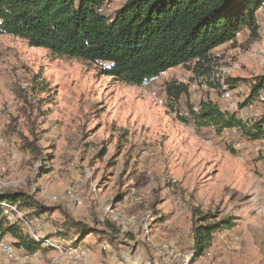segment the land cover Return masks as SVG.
Segmentation results:
<instances>
[{
  "label": "rangeland",
  "instance_id": "rangeland-1",
  "mask_svg": "<svg viewBox=\"0 0 264 264\" xmlns=\"http://www.w3.org/2000/svg\"><path fill=\"white\" fill-rule=\"evenodd\" d=\"M263 19L262 7L257 21ZM240 38L213 51L208 75L178 66L139 87L0 35V194L20 191L51 209L35 215L16 206L59 248L27 253L6 235L0 241L17 256L0 255V264H162L156 247L187 255L194 225L223 221L232 226L213 234L191 264H264V154H254L250 140L235 150L246 139L241 132L219 137L210 126L181 122L165 93L166 84L180 83L188 87L181 107L199 100L223 106L199 82L237 78L247 86L264 76V36ZM191 90L198 99L190 100ZM68 220L86 231L66 230Z\"/></svg>",
  "mask_w": 264,
  "mask_h": 264
},
{
  "label": "trees",
  "instance_id": "trees-1",
  "mask_svg": "<svg viewBox=\"0 0 264 264\" xmlns=\"http://www.w3.org/2000/svg\"><path fill=\"white\" fill-rule=\"evenodd\" d=\"M115 1L0 0V35L21 39L57 59L97 65L101 76L145 87L161 73L178 66L187 67L196 76L211 73L213 51L226 44L234 45L236 35L244 30L250 32L249 37L256 35L257 12L264 4V0H122L112 12L102 10L106 3ZM240 81L246 82L227 78L226 84L234 87ZM247 86L250 98H254L264 88V76L247 82ZM187 89L180 83L165 85L166 98L181 122L212 126L217 133L236 127L250 140L263 137L264 115L250 123L221 110L211 100L200 101L197 111L188 102L181 107ZM0 203L20 209L30 207L35 215L51 210L20 191L0 194ZM231 226L229 221L194 225L195 258L207 248L213 234ZM64 227L78 234L86 231L82 224L71 220ZM6 235L15 247L27 253L41 246L28 237L21 225L6 220L0 207V239Z\"/></svg>",
  "mask_w": 264,
  "mask_h": 264
},
{
  "label": "built area",
  "instance_id": "built-area-1",
  "mask_svg": "<svg viewBox=\"0 0 264 264\" xmlns=\"http://www.w3.org/2000/svg\"><path fill=\"white\" fill-rule=\"evenodd\" d=\"M117 2L121 3L122 0H117ZM113 6V3H106L104 6H102V10H109ZM264 8V4L262 5ZM257 29L256 34L259 36H264V19L262 22H256ZM242 33V32H241ZM241 33H238L236 35V41L239 42ZM244 33L247 36H250V32L248 30H244ZM210 83L214 85V87H209L207 82H199L200 86L199 89L201 91H208L212 90L214 93L219 97L221 100L223 106H220V109L223 111H228L230 113L234 114H242V112H248L252 114V118L248 120V122L253 123L257 119H259L261 116L264 115V109L259 110V107L264 106V88L259 90L254 98H250V88L249 86L245 85H236L234 87H230L228 84L219 81L214 80L213 78L210 79ZM188 88V87H187ZM153 96H156V94L153 92ZM199 93H196L195 91H189V97L190 100H196L199 97ZM157 99V97H155ZM159 99V98H158ZM161 101V100H160ZM159 101V102H160ZM202 100H199V102ZM158 102V103H159ZM162 102V101H161ZM160 102V104H161ZM198 102V103H199ZM197 103V104H198ZM193 105V110L197 111L198 106L197 104L191 102ZM242 119V118H241ZM210 129L215 132L214 128L210 126ZM241 132L239 128L233 127V128H226L223 129L221 132L217 133L219 137L226 136L230 138H236L238 134ZM242 136V133H241ZM248 138L246 139H240L239 141L235 142L233 144V148L236 149H243V147L247 146L249 142ZM252 143L250 145L252 152L256 155H262L264 154V129H263V137L259 140H250ZM207 144H211L210 140H207ZM93 191L96 193V187L93 186ZM73 200V196L70 197ZM135 199V198H134ZM75 201H78L76 197H74ZM137 200V199H135ZM0 207L3 210V214L10 222V219L15 217L16 222H10L12 225L17 224L21 225L25 233L28 235V237L33 240L34 242L40 244L42 247L45 248H55L58 247L55 244V237L52 235L44 236L42 225L40 221H38L35 217H28L25 216V213L21 212L20 209L16 207V205H9L6 203H0ZM145 236L146 240L151 243L150 241V232L149 227L145 225ZM160 248L156 247V250L160 252L161 254V262L162 264H191L193 259L195 258V252L192 251L188 253L187 255H179L175 250L173 249H164L159 250ZM59 250V248L57 249ZM194 252V253H193ZM17 252L16 250L9 244H6L2 241H0V255L5 257L6 259L13 260L16 258ZM73 259L78 261H82V255L78 250H73L72 252ZM111 258H114L112 255Z\"/></svg>",
  "mask_w": 264,
  "mask_h": 264
},
{
  "label": "crops",
  "instance_id": "crops-1",
  "mask_svg": "<svg viewBox=\"0 0 264 264\" xmlns=\"http://www.w3.org/2000/svg\"><path fill=\"white\" fill-rule=\"evenodd\" d=\"M260 11V10H259Z\"/></svg>",
  "mask_w": 264,
  "mask_h": 264
}]
</instances>
